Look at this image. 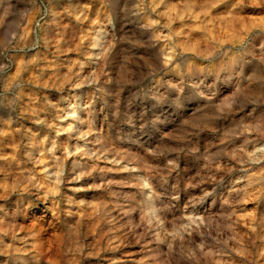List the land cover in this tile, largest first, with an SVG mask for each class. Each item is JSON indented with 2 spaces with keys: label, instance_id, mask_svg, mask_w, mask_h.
I'll list each match as a JSON object with an SVG mask.
<instances>
[{
  "label": "rangeland",
  "instance_id": "1",
  "mask_svg": "<svg viewBox=\"0 0 264 264\" xmlns=\"http://www.w3.org/2000/svg\"><path fill=\"white\" fill-rule=\"evenodd\" d=\"M6 210L0 264H264V0H0Z\"/></svg>",
  "mask_w": 264,
  "mask_h": 264
},
{
  "label": "bare ground",
  "instance_id": "2",
  "mask_svg": "<svg viewBox=\"0 0 264 264\" xmlns=\"http://www.w3.org/2000/svg\"><path fill=\"white\" fill-rule=\"evenodd\" d=\"M112 41L113 40H111V37L108 39V40H106L105 41V44H104V46H103V48L101 49L102 51H101V53L102 54H105V53H109L111 50H113V43H112ZM96 45V44H95ZM100 59V58H99ZM97 68H96V72L99 74V75H101L100 77V86H101V89L102 90H104V88L105 87H107V85L108 84H106V83H109V82H107V81H109L107 78H105L104 76L102 77V74H103V72H102V74H100L101 73V70H102V67H103V61H102V59H101V61H99V63L97 64V65H95ZM95 72V73H96ZM96 76V75H95ZM108 77V76H107ZM110 77V76H109ZM96 78H97V76H96ZM98 80H99V77H98ZM98 83V82H97ZM100 88V87H99ZM106 89V88H105ZM105 91V90H104ZM107 91V90H106ZM101 92V91H100ZM102 93H104V92H102ZM104 95V94H103ZM83 104H87V103H83ZM90 103H88L86 106L84 105V110H83V113H82V115H81V117H80V120H79V126H77L78 127V132H79V135H82V136H85V137H87V139H86V141H87V143H86V145H89V147L91 148L90 149V151H92L94 154H98V153H105V154H109L110 156H112L113 158H114V162H124V160L126 159V157H125V159H123V157H119V156H116V155H114V153L111 155L110 153L112 152L111 151V149H110V147H111V144L109 143L110 141H108V138H107V136H106V134L105 133H107V132H105V130H106V128L104 127V122H103V120L104 119H102L101 118V116H99L100 115V113H99V115H97L96 117H95V124L92 126L91 124H89L88 123V119L90 118V116L92 115V110L93 109H91L90 107V105H89ZM96 115V114H95ZM94 120V119H93ZM76 127V128H77ZM105 128V129H104ZM76 134H78V133H76ZM78 135V136H79ZM84 137V138H85ZM59 142V141H58ZM62 142V141H61ZM112 143V142H111ZM28 146V145H27ZM63 147V146H62ZM76 147V146H75ZM115 150V149H114ZM27 151V154H26V157H27V161L29 162V163H31V164H34L35 162H34V160H35V157H36V148H35V146L33 145V144H29V148H28V150H26ZM38 151V150H37ZM64 151V150H63ZM121 152V151H120ZM244 153V152H243ZM243 153H239L238 154V156H237V160L238 161H241V160H243V157H244V154ZM120 154V153H119ZM108 155V156H109ZM132 156V155H131ZM59 157V156H58ZM105 157H106V155H105ZM107 158V157H106ZM130 158V157H129ZM76 159V158H75ZM99 159V158H98ZM77 160V159H76ZM111 160H113V159H111ZM130 160V159H129ZM105 161V160H104ZM127 161V160H126ZM85 162V161H84ZM113 162V161H112ZM113 162V163H114ZM132 162V161H131ZM242 162V161H241ZM74 163V162H73ZM86 163V162H85ZM85 163H82V168H81V170L82 171H80L79 169H78V171H80V172H76L77 173V175H81L82 173H83V170H89V168H87V166H86V164ZM106 163V162H105ZM243 163V162H242ZM77 164V163H76ZM75 164V165H76ZM131 164V163H130ZM132 164L133 165H136L135 163H133L132 162ZM74 165V166H75ZM112 165H114V164H112ZM128 165V164H127ZM77 167L79 166V165H76ZM80 166H81V164H80ZM106 166V165H105ZM104 166V167H105ZM112 167V166H111ZM135 167V166H134ZM114 168V167H113ZM126 168V167H125ZM71 169H75V167H73V168H71ZM70 169V170H71ZM101 169H103V168H101ZM72 171V170H71ZM77 171V170H76ZM109 171L110 172H113L114 170H112V169H109ZM90 172V171H89ZM74 172H71V174H73ZM76 173H75V175H76ZM76 175V176H77ZM16 176V175H15ZM68 176V175H67ZM72 177L70 176H68V178H67V181H69V182H71V180L73 179H71ZM78 178V177H77ZM79 179H81V177L79 178ZM78 180V179H77ZM109 180V179H108ZM110 180H111V178H110ZM20 182L24 185V184H26L27 185V188H29V189H32L33 188V186H34V180L32 181V179L30 178V176H29V174H27V173H24V174H22V175H20ZM76 182V181H75ZM78 182V181H77ZM140 182V181H139ZM20 183V184H21ZM67 183V182H66ZM23 185H21V186H23ZM36 185V184H35ZM73 185V184H72ZM151 185V184H150ZM13 187V186H12ZM69 187V186H68ZM75 187V186H74ZM37 188V187H36ZM232 188V187H231ZM25 189V188H24ZM84 189V188H83ZM254 189V188H253ZM27 190V189H26ZM152 191V190H151ZM30 192V191H29ZM32 193V192H31ZM189 193V192H188ZM240 196V189L239 188H236L235 189V187L234 188H232V189H230L228 192H227V195H226V203L227 204H233L234 203V205H238L240 202H242L243 201V199L242 198H240L239 197ZM221 208L222 209H224L225 210V212L224 211H221V212H224V213H227L228 211H229V208L228 207H224V206H221ZM6 209V208H5ZM9 209V208H8ZM209 209V208H208ZM4 211V210H3ZM12 211V210H11ZM13 213V214H12ZM11 214H10V211L9 210H6L4 213H3V215H1V218H0V228L3 230V232H4V234L5 235H7V236H9V237H11V235L13 234V233H15V231H16V229L17 228H20V224L19 223H17L16 222V219H13L12 217H14V215H15V212L13 211ZM10 215H12V217L10 216ZM10 216V217H9ZM10 218V219H9ZM173 218V217H172ZM210 218H211V216H210V214L209 213H203L202 212V215L200 216V220L203 222V223H208L209 222V220H210ZM139 219V218H138ZM173 222V221H172ZM176 223V222H175ZM1 230V231H2ZM191 230V234L189 235L190 236V238H193L194 239V234H193V231H194V228H191L190 229ZM196 230V229H195ZM2 232V233H3ZM190 233V232H189ZM197 239V238H196ZM12 264V263H11Z\"/></svg>",
  "mask_w": 264,
  "mask_h": 264
}]
</instances>
